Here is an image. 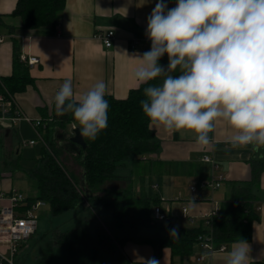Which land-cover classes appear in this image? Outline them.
Listing matches in <instances>:
<instances>
[{"label":"crops","instance_id":"0c3cea01","mask_svg":"<svg viewBox=\"0 0 264 264\" xmlns=\"http://www.w3.org/2000/svg\"><path fill=\"white\" fill-rule=\"evenodd\" d=\"M158 2L159 0H66V6L58 15L54 26L25 29L22 17L14 12L18 0H0V32L4 36V41L0 43V77L12 73L15 36L20 53L41 59L39 64L29 67L33 83L24 91L14 93L16 102L31 118H44L54 113L55 95L67 79L72 81L74 100H78L101 80L107 85V94L125 98L131 89L139 87L133 79V73L140 61L133 58L142 56L151 48V41L146 35L147 18ZM165 3L168 8H173L177 0H165ZM11 28L14 29V36ZM110 28L115 30L116 38L111 47H106L96 34ZM134 36H141L142 40L137 48L132 49L130 40ZM165 56L167 67L168 57L166 54ZM161 81L162 78L157 83ZM151 127L159 141L158 150L149 155L153 163L130 158L121 166L127 173L119 175L131 176L137 189L141 173L158 177L159 192L169 199L181 192L182 200L170 201L164 205L170 208L171 221L179 224L178 219H185L188 222L183 224L185 226L199 224L202 221L200 212L211 206L212 199L219 201L221 205L228 200L235 184L249 181L252 178V159L259 158L264 152L263 148L259 153L253 152L251 147L231 149L228 141L234 133L224 122H217L215 132L210 134L214 135V141L206 147L197 145L191 133L168 131L163 126L156 127L152 123ZM42 132L43 129L41 134ZM14 134H18L15 127L0 129V135L6 139L0 153V193L19 191L26 198L35 196L37 190L34 195H29L15 185L14 171H20L21 168L13 170L9 164L17 158L11 156L14 152ZM16 154L18 156L19 148ZM204 154L213 157L225 175L219 188L225 184L231 185L221 195L223 200L216 196L219 188H199L194 192L189 189L191 184L202 179L205 168L208 175L210 173V164L202 161ZM255 190L260 198L257 207L259 217L253 223L252 239L247 242L251 246L250 255L257 262L264 260V172L259 188L255 187ZM3 205H9V201L0 200V208ZM182 205L189 206L194 216L191 220L180 215ZM233 243H226L225 250L214 252L202 264H225L226 253ZM147 245L146 248L136 246L130 249L143 250L142 254H137L136 258L141 259L137 262L145 263L146 260L155 258L159 264H194L202 250L201 245L197 244L192 254L180 259L173 258L169 248L158 252ZM0 250L7 256L10 254L1 241Z\"/></svg>","mask_w":264,"mask_h":264},{"label":"trees","instance_id":"16d2710c","mask_svg":"<svg viewBox=\"0 0 264 264\" xmlns=\"http://www.w3.org/2000/svg\"><path fill=\"white\" fill-rule=\"evenodd\" d=\"M65 6L66 0H18L14 12L22 17L23 28L35 29L54 26ZM11 32L14 36L13 28ZM14 44L12 73L0 78L11 92L17 93L24 91L34 79L29 66L20 60L19 43L15 36ZM159 63L166 68L165 55ZM159 79L150 83L156 84ZM146 86L131 89L125 98L106 94L110 106L108 127L95 141L84 139L87 146L79 153L67 151L59 140L50 135L51 124L40 128L46 130L43 134L45 143L37 165L28 170L37 194L26 198L22 211L42 200L49 205L52 214L59 215L72 209L82 210L94 201L112 214L109 226H104L97 219L94 232L87 225L54 232V242L65 253L66 264H123L127 258L123 248L129 242L151 245L158 252L169 248L173 258L183 259L195 251L201 236L209 235L216 246L239 239H252L253 223L259 217L257 207L260 203L255 187L257 189L260 185L264 159H252V178L234 185L228 200L221 204L219 215L212 219L210 225L204 220L190 226L174 223L171 218L156 220L152 209L160 202V179L141 173L137 189L131 176L116 173L117 168L130 158L143 159L152 164L149 155L159 148L155 130L140 105L145 98L143 89ZM53 114L52 124L56 128L69 130V126L72 129V125L76 124L71 113L57 116L55 104ZM20 159L19 153L16 159L9 162L13 170L22 168ZM206 176L207 168L201 178ZM154 184L158 185V190L153 188ZM86 189L90 190V197ZM173 228L178 230V237L170 235ZM144 229H154L159 233L155 237L145 236L142 234ZM52 256V247H45L38 262L49 263ZM253 264H264V260Z\"/></svg>","mask_w":264,"mask_h":264},{"label":"clouds","instance_id":"9594fccd","mask_svg":"<svg viewBox=\"0 0 264 264\" xmlns=\"http://www.w3.org/2000/svg\"><path fill=\"white\" fill-rule=\"evenodd\" d=\"M151 48L133 73L144 87L140 101L154 126L188 132L201 147L214 141L217 122L233 131L231 149L264 148V0H159L147 18ZM168 57L165 68L159 61ZM162 78L160 83L150 82ZM107 85L98 81L74 100L67 79L55 95V114L71 113L75 128L95 141L108 127ZM264 159V153L259 156ZM170 235L178 237V230ZM251 246L235 241L225 264H253ZM145 264H159L155 258Z\"/></svg>","mask_w":264,"mask_h":264},{"label":"built area","instance_id":"2783aa9c","mask_svg":"<svg viewBox=\"0 0 264 264\" xmlns=\"http://www.w3.org/2000/svg\"><path fill=\"white\" fill-rule=\"evenodd\" d=\"M106 47H111L116 38V32L113 28L101 31L96 34ZM141 36H134L130 40V47L135 49L141 42ZM4 41V36L0 32V43ZM20 60L27 64L29 67L37 65L41 62L38 56L27 55L20 53ZM0 84L2 90H0V123H6L9 127H15V125L22 120L30 122L36 129L39 130L41 127H46L54 122V114H50L47 117L42 118H31L21 109L19 104L16 102L14 93L11 92L4 84H2L0 78ZM74 125H72V129ZM71 129V130H72ZM42 135V134H41ZM45 143V140L42 136ZM26 143L36 144L37 139H31ZM145 158V157H144ZM202 161L210 164V173L208 176L200 179L198 182L191 184L189 189L196 191L199 188L217 189L225 180V175L220 171L219 163L211 157L209 154L202 156ZM153 188L158 190V185L154 184ZM7 199L9 205H3L0 208V241L6 244L9 249L10 256H7L2 250H0V264H15V257L20 249V245L24 240H27L33 236L37 229V216L36 209L40 206H44L46 203L42 200L32 204L26 211H22V206L25 203L26 197L19 191H12L9 194L4 192L0 193V200ZM182 200V193L179 192L172 199L167 198L164 195H160V202L155 204L152 209L153 217L158 221H165L171 218L170 208L165 207V203L170 201ZM212 204L209 208L203 209L199 217L204 220L205 224L210 225L212 219L219 215L220 203L217 200L212 199ZM180 215L186 219H192L194 216L191 214L188 205H182L180 208ZM201 252L198 254L196 262L194 264H202L205 259L212 255L216 251L225 250V244L216 246L212 241V238L207 235L200 237ZM123 264H138L126 258V262ZM179 264V263H174Z\"/></svg>","mask_w":264,"mask_h":264},{"label":"rangeland","instance_id":"374dc122","mask_svg":"<svg viewBox=\"0 0 264 264\" xmlns=\"http://www.w3.org/2000/svg\"><path fill=\"white\" fill-rule=\"evenodd\" d=\"M6 127V123H0V129H4ZM68 128V132L70 133L71 127L69 126ZM15 129L17 130L18 134L17 136L15 134L13 136L12 146L14 152L11 154V156L16 158V150L19 148V153L21 155L19 162L22 166L20 171H14L15 185L19 189H22L26 194L34 195L36 188L34 182L29 177L28 170L34 168L37 165L42 147L44 146L42 135L46 133V130L43 129L41 135V129H36L30 122L26 121H19L16 124ZM55 129L56 126L51 124L50 135L52 137L55 136ZM32 138L37 139L36 144L31 145L26 143ZM5 141L6 139L0 135V153L3 149L2 145H4ZM116 173L125 174L127 171L119 166L116 170ZM128 174L130 173L128 172ZM230 187V184L223 185V187L217 189L216 196L221 197L223 192L228 190ZM36 216L37 229L35 230L33 236L22 242V247L19 249L15 257V264H66L65 253L62 251V248L56 245L54 242L55 231H66L75 229L76 227L82 225H87L90 231L94 232L97 225V219L100 220L104 226H109L112 221L111 212L104 209L94 201H91L89 207L87 208L83 207L82 210L72 209L59 215L52 214L49 205L45 204L44 206H40L36 209ZM177 222L182 225L188 223L185 219H178ZM158 233L159 232L154 229L142 230V234L149 237H155ZM48 246L52 247L53 249L52 260L49 263H39L38 261L42 249ZM136 246L140 248H146V244L141 242H129L123 248L125 256L135 262L141 260L136 258L138 257L137 254L143 253V250H130L132 248H136ZM8 256H10V254Z\"/></svg>","mask_w":264,"mask_h":264},{"label":"water","instance_id":"95a60500","mask_svg":"<svg viewBox=\"0 0 264 264\" xmlns=\"http://www.w3.org/2000/svg\"><path fill=\"white\" fill-rule=\"evenodd\" d=\"M55 139L60 141L61 146H63L67 151L81 152V149L87 146L84 138L79 134V129L73 128L69 133L68 130H61L58 127L55 129ZM84 184V183H82ZM87 196L90 197V190L86 189Z\"/></svg>","mask_w":264,"mask_h":264}]
</instances>
